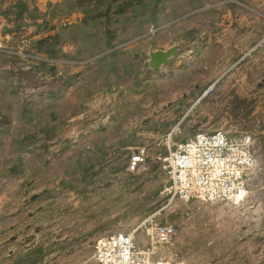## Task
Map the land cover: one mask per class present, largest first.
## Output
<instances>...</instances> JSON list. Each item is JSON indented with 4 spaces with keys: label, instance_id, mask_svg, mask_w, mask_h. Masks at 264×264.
Here are the masks:
<instances>
[{
    "label": "rangeland",
    "instance_id": "rangeland-1",
    "mask_svg": "<svg viewBox=\"0 0 264 264\" xmlns=\"http://www.w3.org/2000/svg\"><path fill=\"white\" fill-rule=\"evenodd\" d=\"M57 1L31 0L30 8L50 12L48 3ZM191 12L196 15L187 27L161 44L146 45L129 73L110 72L107 79V71L97 74L92 94L79 97L81 112L62 117L48 136L38 122L21 136L2 130L12 125V116L23 105L63 93L69 77L82 68L53 72L39 62L50 60L28 41L53 32L30 40L37 28L25 24L33 23L37 14L25 15L19 26L25 30L15 36L17 20L0 18V82L6 80L10 88L0 84V104L9 107L16 101L10 115L0 105V141L6 140L0 144V264H98L95 246L108 235H133L140 249L147 248L141 226L148 220L177 230L172 244L153 252V262L264 264V0H204ZM187 29L193 33L189 41L183 39ZM174 46L180 60L152 70L149 54ZM191 64L198 68L195 75L172 76ZM212 85L213 91L203 96ZM115 123L121 124V132L105 138L102 159L85 180L78 178L83 169L63 156L85 144L91 131ZM219 130L252 138L256 167L247 176V200L203 203L165 196L163 159L169 150L198 133ZM21 138L24 154L38 157L22 162L26 171L13 172L19 159L15 151L5 156L3 150L7 153L10 142L19 147ZM136 148L146 149L147 166L131 173L128 163ZM82 163L89 166L90 160ZM62 180L85 190L66 189Z\"/></svg>",
    "mask_w": 264,
    "mask_h": 264
},
{
    "label": "trees",
    "instance_id": "trees-1",
    "mask_svg": "<svg viewBox=\"0 0 264 264\" xmlns=\"http://www.w3.org/2000/svg\"><path fill=\"white\" fill-rule=\"evenodd\" d=\"M6 1L0 2V18L9 20L13 16L17 20L18 25L13 36L20 30H25L24 27H19L25 15L34 13L38 15L31 17L34 24H25L37 28L30 40L42 33L53 32L52 35L36 42L28 41L38 45L40 48L37 49L47 54L50 61L40 60L41 64L50 67L53 72L59 67L82 68L81 73L69 77L71 81L65 85L63 93L52 94L40 103L30 105L31 107L23 105L18 112L20 114L15 113L12 116V125L2 130L7 132L5 134L8 136H15L16 132L19 136L24 132L27 134L30 132L28 129H33L37 122L45 126L44 132L47 136L55 132L62 117L73 118L81 112L82 103L79 97L84 95L88 97L92 94L94 90L91 88L95 87L99 79L97 74L102 76L103 71H107L104 76V79H107L110 72L120 74L122 70L129 73L140 63L146 45L161 44L173 33L175 35L177 30L187 27L196 15H191V11L200 8L204 3V0H59L54 4L49 2L50 12H43L38 6L30 8L31 0H11L8 6ZM75 14L78 15V19L66 20ZM190 37H193V33L191 29H187L183 39L189 41ZM10 57L18 59L15 54ZM195 66L191 64L185 68L175 69L172 76L177 73L195 75L198 71ZM0 84H3V89L9 91L6 80ZM13 104L6 107L2 106L1 102L0 105L10 115L16 108L15 99ZM112 125L110 128L91 131L87 139L88 144L86 141L80 148L63 156L64 160H74L83 169L79 172L78 178L82 176L85 180L86 174L91 172L94 164L102 159L101 154L104 153L103 147L107 140L105 138L121 132L120 123ZM97 137L98 141L95 142ZM5 141V139L4 142L0 141V144L6 145ZM23 141L24 138L19 140L18 148L10 142L12 146L6 148L7 153L3 150L5 156L14 154L15 151V157L19 159L18 164L11 168L13 172L26 171L22 162L38 157L35 153L24 154ZM84 160H90L89 166L82 163ZM74 178V181L78 179ZM61 184L76 193H83L82 190H85L79 188L80 184L71 185L64 180Z\"/></svg>",
    "mask_w": 264,
    "mask_h": 264
},
{
    "label": "built area",
    "instance_id": "built-area-1",
    "mask_svg": "<svg viewBox=\"0 0 264 264\" xmlns=\"http://www.w3.org/2000/svg\"><path fill=\"white\" fill-rule=\"evenodd\" d=\"M209 86L203 96L213 91ZM251 136L232 137L226 131L198 133L175 145L163 159L168 183L163 194L172 200L244 203L249 191L247 176L256 167ZM145 148L133 150L128 171L137 173L147 166ZM148 247L140 249L133 235L114 234L100 238L94 258L98 264H184L172 260L153 262L158 248L172 244L177 230L172 225H160L148 220L142 226Z\"/></svg>",
    "mask_w": 264,
    "mask_h": 264
},
{
    "label": "water",
    "instance_id": "water-1",
    "mask_svg": "<svg viewBox=\"0 0 264 264\" xmlns=\"http://www.w3.org/2000/svg\"><path fill=\"white\" fill-rule=\"evenodd\" d=\"M178 47L174 46L168 50H155L149 54V65L152 70L158 71L162 67L169 66L180 60Z\"/></svg>",
    "mask_w": 264,
    "mask_h": 264
}]
</instances>
